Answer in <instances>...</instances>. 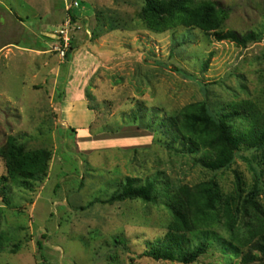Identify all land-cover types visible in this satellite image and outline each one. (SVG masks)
<instances>
[{
    "label": "rangeland",
    "instance_id": "1",
    "mask_svg": "<svg viewBox=\"0 0 264 264\" xmlns=\"http://www.w3.org/2000/svg\"><path fill=\"white\" fill-rule=\"evenodd\" d=\"M192 1L229 10L220 31L260 38L241 47L198 28L153 31L144 0H0V147L19 136L26 150L52 153L43 181L0 191V264H183L144 254L173 221L163 191L209 181L224 203L242 200L233 222L218 204L208 228L245 246L225 255L216 243L193 264H242L264 225L263 155L243 150L212 171L177 125L196 103L217 117L240 101L264 113V0ZM69 17L62 59L57 32ZM127 178L154 181L157 199L107 203ZM253 193L261 210L243 201Z\"/></svg>",
    "mask_w": 264,
    "mask_h": 264
},
{
    "label": "trees",
    "instance_id": "2",
    "mask_svg": "<svg viewBox=\"0 0 264 264\" xmlns=\"http://www.w3.org/2000/svg\"><path fill=\"white\" fill-rule=\"evenodd\" d=\"M142 16L146 26L153 31H164L177 26L198 28L216 41L229 40L245 47L260 38L254 31L240 34L236 31H220L228 16V9L212 1L194 3L192 0H144ZM73 17V14H72ZM73 20L75 18L73 17ZM73 41L71 43L72 50ZM67 56H70L68 54ZM177 129L191 138L190 149L205 150L200 163L212 171L228 168L243 150H260L264 161V113L251 101H240L228 105L219 117L213 116L206 104L188 105L179 115ZM240 120L243 127L235 128L233 122ZM0 157L5 163L7 175L0 179V191L5 190L8 181L29 187L30 182H41L47 176L52 153L48 149L26 150L19 136H10L0 147ZM238 189L242 190L239 176ZM136 179L127 178L125 184L114 192L107 203L141 199L153 202L158 193L154 181L138 186ZM166 205L173 215V221L163 237L152 245L145 256L156 261H172L193 264L207 254L217 243L223 254L239 255L242 241H229L209 229L212 213L221 204L227 222L234 221V211L240 210L241 194L224 200L215 182H203L194 186L184 185L176 190L169 186L163 191ZM256 193L244 201L245 205L260 209L255 200ZM237 204V205H236ZM245 205L243 208H246ZM260 223V221H259ZM262 223V222H261ZM260 223V224H261ZM255 230V240L248 241L250 248L242 255V264H253L264 258V225ZM258 234V235H257ZM2 248V247H0ZM262 258H261V257Z\"/></svg>",
    "mask_w": 264,
    "mask_h": 264
},
{
    "label": "built area",
    "instance_id": "3",
    "mask_svg": "<svg viewBox=\"0 0 264 264\" xmlns=\"http://www.w3.org/2000/svg\"><path fill=\"white\" fill-rule=\"evenodd\" d=\"M72 19L68 18L66 25L62 26V28L57 32V39L59 42V46L57 47V52L60 57L64 59L66 54L71 48L72 37H71V28H72Z\"/></svg>",
    "mask_w": 264,
    "mask_h": 264
}]
</instances>
